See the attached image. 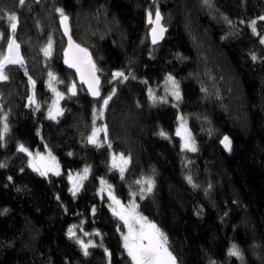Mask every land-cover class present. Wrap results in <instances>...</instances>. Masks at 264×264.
Returning <instances> with one entry per match:
<instances>
[{
  "label": "trees",
  "instance_id": "trees-1",
  "mask_svg": "<svg viewBox=\"0 0 264 264\" xmlns=\"http://www.w3.org/2000/svg\"><path fill=\"white\" fill-rule=\"evenodd\" d=\"M57 7L74 40L91 53L102 82L99 101L82 87L76 96L68 94L74 76L62 66ZM157 9L167 32L152 46L146 19ZM8 12L18 17L14 37L23 66L6 65L8 79L0 80V117L7 113L9 125L0 141V264H131L122 246L124 224L98 194L101 180L120 203L136 201L137 211L167 235L178 264H264L261 0H0V56L7 55L13 35ZM49 72L67 89L56 120L46 115ZM115 72L128 78H114ZM168 75L179 86L177 106L164 103L178 100L173 95L164 101L149 96V89L154 97L161 94ZM29 77L37 107L28 105ZM179 114L194 152L183 150L174 135ZM103 125L107 139L101 134L100 144L89 145L93 126ZM224 136L230 150L221 143ZM21 143L30 152L46 147L61 174L30 170L18 151ZM111 153L128 157L123 176L110 167ZM86 167L88 175L72 195L67 175ZM147 177L155 181L153 191L141 199L137 181ZM78 239L93 242L87 256ZM233 244L242 259L228 254Z\"/></svg>",
  "mask_w": 264,
  "mask_h": 264
},
{
  "label": "snow or ice",
  "instance_id": "snow-or-ice-1",
  "mask_svg": "<svg viewBox=\"0 0 264 264\" xmlns=\"http://www.w3.org/2000/svg\"><path fill=\"white\" fill-rule=\"evenodd\" d=\"M205 5L209 4V0H203ZM25 3V0H20V4L23 5ZM56 12L60 14V21L61 24L64 26L65 35H68V26L66 24V21L68 20V17L65 15L64 10L60 7L56 8ZM7 19L10 23V28L12 31L11 36L8 37V46H7V55L6 56H0V80H7L8 76L5 72V64H20L23 66V57L19 54V44L16 42L14 38V34L17 28L18 23V17L15 12H8L7 13ZM149 19L151 20V13H149ZM259 20H264V16H259ZM161 21V13L159 9H157L155 14V21L154 26L152 28V41L155 44L157 39L162 36L164 32V26L160 23ZM231 23V21H228ZM243 22V21H242ZM250 27L252 28V31L256 32V21L251 20L248 22ZM69 39V48L75 46L76 49H79L81 53H84L83 56H74L73 59H68V49H65V63L68 64L70 67H73L76 69L77 73L80 75L81 81L87 84L89 92L93 96H99V88L98 85L100 83L99 77L95 75L96 72V66L91 61V57L87 55V49L80 48L79 45H74V42L71 38V36H68ZM260 41L262 44H264V36L260 37ZM51 47H52V41L49 39L48 45L43 49L44 55L50 56L51 55ZM253 60H255L257 57L255 53L252 54ZM85 65H87L89 71L86 75L85 72L82 70ZM49 76L53 77V73L49 72ZM114 78L116 76H122L124 79H127L128 77L123 72H115L113 74ZM29 80L31 83H35L29 77ZM167 80L171 82L172 87L170 91L172 92V95L175 96L177 99L180 98L179 93V86L175 79L169 75L167 77ZM51 87V85H50ZM70 92L75 94L76 86L73 83L69 89ZM53 91H56V89H53ZM113 93L115 92V88H113ZM57 96L62 97L63 93L57 91ZM149 96L150 99L155 100L156 97L152 95L151 89H149ZM30 102H34L33 97L30 96L29 98ZM111 99V94L109 96L103 97V106L100 109L101 114H103L104 107H106L109 103V100ZM160 99H163L161 97ZM54 103H57L54 101ZM57 114L62 112V109H60L57 105ZM49 116L53 119H55V116H53L52 111H49ZM0 120H3V129L0 130V141L4 140V134L8 131L9 125L7 123V113L4 114L3 117H0ZM183 127V125L181 126ZM105 132V139H107V127H104ZM99 129H97L95 126H93L92 134L88 136V142L95 144L96 141V135ZM161 136H166L167 134L161 130L159 133ZM177 135H180L182 137V148H188L192 151H196V148L194 146V141L191 139L190 134H187L186 131L182 132L181 128L177 129ZM221 143L224 144V147L226 149L231 148V142L229 140L228 136H224ZM18 151L28 153L29 157L32 156V153L29 151L27 147H25L24 144L18 145ZM37 156H41L40 153L36 154ZM54 160L55 158L52 157ZM121 159L123 161V164L126 165L128 163V157L121 156ZM29 165L35 170L40 172L41 175H46L48 170H52L51 166L44 161H41L39 163L35 162L33 159H29ZM113 165L120 168L121 175L123 176L124 173V167L122 165H117L115 162V157H113ZM5 165L3 163H0V167H4ZM88 169L85 168V173H87ZM11 179V177H9ZM69 179H72V176L69 175ZM187 180L189 183L192 182L191 176L187 177ZM101 183L103 184L104 181L101 180ZM138 184L141 185L140 192H141V199H143V196L145 193H151L153 191L154 187V179L151 177L144 178L142 180L137 181ZM146 185V186H145ZM195 187V185H193ZM76 187V185H74ZM110 187V186H109ZM109 198L113 201V204L116 205V207H112L113 214L118 216L123 222L124 226L128 229L126 234H123V247L127 251V255L131 259V264H178L177 257L173 254V252L170 250L169 247V241L167 235L152 221L148 220L147 217L143 216L137 211V205L130 201L129 206H123L121 205L120 201L112 194L111 191L108 193ZM132 195H135V193H132ZM94 210V209H93ZM68 235L70 238L75 236L74 231L70 227L68 230ZM77 243L80 244L81 249L83 251V254L87 256L89 254V246L93 244L91 240L87 241L85 243L83 240H77ZM105 253L110 256V253H108V250L105 249ZM228 254L230 256H236L237 258H243V254L238 248L237 245L233 244L228 249ZM210 264H216L215 260L210 259Z\"/></svg>",
  "mask_w": 264,
  "mask_h": 264
},
{
  "label": "rangeland",
  "instance_id": "rangeland-1",
  "mask_svg": "<svg viewBox=\"0 0 264 264\" xmlns=\"http://www.w3.org/2000/svg\"><path fill=\"white\" fill-rule=\"evenodd\" d=\"M53 76H54V78L53 77H50L48 75V88L51 91V95L52 96H51V101L49 102V104L46 107V115H47V118L48 119L56 120L57 117H59V115L61 114V112L59 114H57V111H56L57 105H58V107L60 109H62V101H63V99L66 98V96H67V89L70 87L71 84H68V86L66 87L67 88L66 89V92H64L62 83L59 81V79L57 78L56 75L53 74ZM50 85H51V87H50ZM171 87H172V84H171L170 81L167 80V81L163 82V86H162V89H161V94L158 97L155 96L156 99L157 98L160 99L161 97H163V99H160V100H163V101L164 100H167L168 99V96H172V92L170 91ZM29 88H30V96L33 97L34 102H30L29 99H28V105L29 106H32V107H37V104H36V101H35V98H34V92H33L34 86H33V84L31 82L29 83ZM53 89H56V91H53ZM57 91L63 93V96L62 97H58L57 96ZM154 94H155V92L153 93V96H154ZM172 99L174 100L173 97H172ZM54 101L57 102V103H54ZM178 102H179V99L176 100V101L174 100V101H171V102H164V103L171 104L172 106H177L178 105ZM50 110L52 111L53 116H55V119H53V118H51L49 116V111ZM182 125H183V127H181ZM178 128H181V131L182 132H185L186 131L187 134H190L191 139L193 140L192 134L189 131L188 126H187V121H186V119L181 114L178 115V118H177V126L175 128V131H174L175 134L174 135L180 139V142L182 144V137L180 135H177V129ZM97 129H99V131L97 132V135H96V141H97L96 143L97 144H100L101 130H100V128H97ZM194 146H195V144H194ZM182 149L185 150V151H187V152H194V151H192V150H190L188 148H182ZM22 153L27 156V166L33 172H35L37 174H40V172L35 171L29 165V159H33L37 163H39L41 161L47 162L51 166L52 170H48L46 176L47 175L58 176V175L61 174V169L59 167L57 158L46 147L41 152H31L32 153V156L31 157H29L28 153H25V152H22ZM37 153H40L41 156H37L36 155ZM121 156L122 155L113 154V153H111L109 155V160L108 161H109V165H110V167L112 169H115L117 171H120V168L119 167H116V166L113 165V157H115L116 164L117 165H122L124 167V170H125V168H126V166H127L128 163L126 165H124L123 164V161L121 159ZM52 157H54L55 159L53 160ZM128 162H129V160H128ZM69 175L72 176V179L71 180L69 179ZM87 175H88V171H87V173H85V170H82L81 172H78V173H71V174H68L67 175V180L69 182V190H70V193L72 195H76L79 192V190L81 189L82 183L85 180V178L87 177ZM74 185H76V187H74ZM109 191H111L112 194L114 195L112 187L111 186L109 187V185H107L105 182L102 184L101 181H100V190H99V193L98 194L100 196H105L108 199L109 208L111 210V213L113 214L112 207H116V205H114L113 204V201L109 198V195H108ZM130 201H133L137 205V203H136V201L134 199H131ZM130 201L128 203H126V204H122L121 203V205H123V206H129ZM110 205L112 207H110ZM114 216L117 217L124 224V222L118 216H116V215H114ZM127 231H128V229L124 226V234H126ZM85 243H87V242H85ZM122 246H123V236H122ZM124 251L127 254V251L125 249H124Z\"/></svg>",
  "mask_w": 264,
  "mask_h": 264
},
{
  "label": "water",
  "instance_id": "water-1",
  "mask_svg": "<svg viewBox=\"0 0 264 264\" xmlns=\"http://www.w3.org/2000/svg\"><path fill=\"white\" fill-rule=\"evenodd\" d=\"M33 1H34L35 3L38 4L41 0H33ZM261 1L264 3V0H261ZM155 14H156V13H155ZM155 14H154L153 16H151V20L149 19V16H147V19H146L147 24L150 26V28H149V30H148V38H149V42H150V44H151L152 46L160 45V44L163 42V40H164V38H165V35H166V32H167V28L164 26V24H163V18H162V16H161V21H160V23L164 26V29H165V30H164L162 36H160V37L157 39L156 43H155V44L153 43V41H152V28H153V26H154V23H153V22L155 21ZM66 24H67V26H68V35H65L64 26L61 24L60 17H59V19H58V26H59L60 33H61V35H62V37H63V39H64V48H63L62 53H61L62 66H63L64 69H66L67 71H69L70 73L73 74V76H74V81L71 83V85L74 83L75 86H76L75 94L73 95V93L70 92L69 90H68V94H69L71 97H74V96H76V94H77V88H78V87H82L83 90L87 93V95L91 98V100H93V101H99L100 98H101V94H100L99 96H93V95L89 92L87 84L84 83L83 81H81V79H80V75H79V73H77L76 69L73 68V67H70L68 64L65 63V49H68V59H69V60L73 59L74 56H77V55H79V56H83V55H84V53H81V52L79 51V49H76V48H75V46L69 48V39H68V36H69V35L71 36V38H72V40H73V42H74V45H79L80 48L86 49V48L83 47L82 45L78 44V43L74 40V38L72 37V35H71V29H70V24H69V19L66 21ZM14 38H15V37H14ZM16 42H17V41H16ZM7 46H8V45H7ZM6 54H7V48H6ZM19 54H20V56H22V55H21V52H20V47H19ZM87 55L91 57V61L94 63L93 58H92V56H91V53H90L88 50H87ZM94 64H95V63H94ZM6 65H9V64L6 63L5 66H6ZM82 70L85 72L86 75L88 74L89 69H88L87 65H85V67H84ZM95 75L98 76V74H97V69H96ZM98 77H99V76H98ZM99 80H100V83H99V85H98V88H99V92H100V87H101V84H102L100 77H99ZM71 85H70V86H71ZM68 89H69V88H68ZM104 127H105V126L103 125V126L101 127L100 130H101V134L103 135V137H104V139H105V132H104V130H103ZM105 140H106V139H105ZM88 144H89V145H93V143H89V142H88Z\"/></svg>",
  "mask_w": 264,
  "mask_h": 264
}]
</instances>
